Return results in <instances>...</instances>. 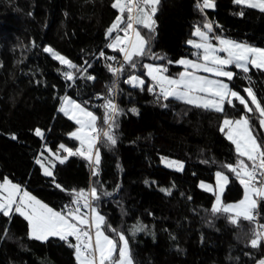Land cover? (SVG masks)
<instances>
[{
  "label": "trees",
  "instance_id": "trees-1",
  "mask_svg": "<svg viewBox=\"0 0 264 264\" xmlns=\"http://www.w3.org/2000/svg\"><path fill=\"white\" fill-rule=\"evenodd\" d=\"M111 3L0 0V182L7 177L58 211L69 204L72 189L96 187L100 195L96 206L108 224L127 234L134 264H257L264 258V241L257 248L249 244L256 222L241 218L233 225L226 215H213L214 195L198 187L201 181L213 184L215 172L222 170L229 177L222 202L242 198L239 180L221 168L229 161L235 163L237 154L219 126L225 116L236 119L244 113L243 105L235 101L225 105L224 112H216L173 97L157 99V93H150L147 87L123 81L137 73L150 84L143 70L147 61L163 64L168 69L165 75L177 77L182 67L169 60L195 59L191 55L195 50L186 41L192 38V26H202L205 19L213 23L218 35L264 48V13L258 10L233 0H214L215 6L201 13L194 6L196 0H159L151 52L163 59L145 56L137 72L125 66L120 74L115 97L120 113L113 129L117 143H99V174L93 175L89 161L75 155L63 164L56 162L52 169L64 191L55 187L52 177L42 175L36 159L44 149L56 153L60 144L73 149L79 146L68 135L76 124L58 112L61 96L81 103L98 117L97 126H104L101 105L114 77L99 51L117 58L107 63L122 58L105 47V31L117 14ZM240 12L244 15H237ZM137 28L148 35V29ZM44 45L78 66L87 61L91 65L87 74L94 79L76 73L73 81L65 80L61 72L66 66L45 53ZM234 73L228 81L234 90L245 96L244 88L251 87L264 102L262 71L251 68L247 74ZM133 108L135 113L130 111ZM246 115L253 123V133L264 136L259 114ZM36 128L41 129L42 137L35 135ZM58 154L67 156L62 150ZM161 157L181 162L183 170L163 167ZM162 188L170 191L162 192ZM137 221L146 231L132 236L129 229ZM257 222L264 224V200L258 199ZM106 234L118 239L110 231ZM69 240L76 243L71 237ZM74 251L57 237L30 239L23 217L15 212L10 217L0 213V264H77Z\"/></svg>",
  "mask_w": 264,
  "mask_h": 264
},
{
  "label": "snow or ice",
  "instance_id": "snow-or-ice-1",
  "mask_svg": "<svg viewBox=\"0 0 264 264\" xmlns=\"http://www.w3.org/2000/svg\"><path fill=\"white\" fill-rule=\"evenodd\" d=\"M158 3L159 0H112L111 8L115 9L117 14L105 31V47L118 52L122 60L119 66H114L107 62L116 61L117 58L106 56L103 50L99 51V57L105 59V66L114 77L111 86L107 88L108 96L101 105L104 110L103 127H98V117L75 99L67 95L59 98L58 112L63 113L77 125L68 135L78 141L79 146L73 149L60 144L56 153L46 148L51 164H46L40 158L36 159V163L40 165L46 177L53 178L55 187L61 191L65 189L56 183L54 172L51 170L55 167L56 160L63 164L68 156L79 155L89 162L95 157V164L99 165L101 162L99 143L105 145L117 143L113 129L115 117L120 113V109L114 102V95L117 81L124 72L125 65L135 69L145 56L149 59H163L151 52V40L156 23L153 17L157 12ZM233 3L258 9L264 13V0H233ZM194 6L203 13L205 9L213 8L215 4L214 0H196ZM125 13H127L126 20ZM237 15L243 16L244 13L240 12ZM137 26L148 29V35H143ZM213 27V23L208 19L204 20L202 26L195 24L192 26V38L186 43L195 50L191 54L195 59L181 57L175 61L169 60V63L184 68L177 77L165 75L168 69L163 64L144 63L143 68L146 70L144 75L150 78L152 83L145 84L141 76L136 74H129L123 82L133 87H147L150 93H155V89L159 88L157 99L168 100L169 97H173L189 105L216 112H224L225 105H232L234 100L243 105L244 113L236 119L225 116L219 126L226 139L235 146L237 154L235 163L229 161L222 164L221 168L227 169L239 180L243 187V197L236 202L221 203L220 192L228 183L229 177L224 171L218 170L215 172V200L211 204V212L213 215H226L233 225H237L241 218L256 222L249 244L252 248H257L262 246L264 241V224L257 222L258 199L264 200V136L257 137L253 133V123L246 113H258L259 126L264 129V102L257 99L251 87L244 88L247 100L255 106L254 109L251 108L239 91L234 90L229 83L220 78L233 80L235 73L229 69V66H234L244 73L249 72V66L264 72V48L218 35L213 32ZM120 32H123V35H120ZM113 33L116 35L113 36ZM43 51L50 54L53 60L66 66V70L61 72L65 80L73 81L76 73L81 77L86 76L88 80L94 79L92 75L87 74V69L91 67L87 61L83 66H78L49 45H44ZM201 71L211 74L216 79L196 74ZM87 103L84 101V104ZM130 111L135 113L136 109ZM35 135L42 137L41 129L36 128ZM12 138H16L14 134ZM59 150L67 153V156L58 154ZM161 162L177 170L183 168L181 162H168L165 157H161ZM92 174H97L95 167L92 168ZM199 186L206 191H213L212 186L203 181ZM161 191L168 193L170 190L162 188ZM104 195L109 193L105 192ZM99 200L98 189L94 186H89L87 190L72 189L69 204L58 211L37 199L29 191L22 190L21 185L12 183L7 177L0 182V213L10 217L15 211L23 217L27 221L30 239L44 241L48 237H59L60 240L68 243L69 247L75 249L77 264H134L127 234L122 229L107 223L105 216L100 214L96 206ZM109 231L118 239L106 234ZM140 231H146V228L137 221L131 226L128 234L135 236ZM70 237L76 241L75 244L71 243ZM257 264H264V258L258 260Z\"/></svg>",
  "mask_w": 264,
  "mask_h": 264
},
{
  "label": "rangeland",
  "instance_id": "rangeland-1",
  "mask_svg": "<svg viewBox=\"0 0 264 264\" xmlns=\"http://www.w3.org/2000/svg\"><path fill=\"white\" fill-rule=\"evenodd\" d=\"M240 6H243V7H246V6H244V5H240ZM248 8V7H247ZM252 9V8H251ZM255 10H258V9H255ZM259 11V10H258ZM120 35H123V33L122 34H120ZM213 42V41H212ZM213 43H215V42H213ZM50 55V54H49ZM51 56V55H50ZM59 62V61H58ZM144 63H150V64H154V62L152 63V62H144ZM178 65V64H177ZM180 67H182V71H184V68H183V66H181V65H179ZM251 68H253V67H251V66H249V71H250V69ZM131 70H133L134 72H137V67L135 68V69H132V68H130ZM229 69L230 70H232L233 72H234V70L235 71H239V72H241V73H243V74H247V73H244L242 70H240V69H236L234 66H229ZM254 69H256V68H254ZM143 70H144V72L146 71L144 68H143ZM264 73V72H263ZM197 75H200V76H207L208 78H210V79H216V77H214V76H212L211 74H209V73H205V72H197L196 73ZM136 75H138L137 73H136ZM147 77V76H146ZM175 78V77H174ZM150 79V78H149ZM220 79H224L225 80V82H227L228 83V81L226 80V78H220ZM151 81V80H150ZM151 83H152V81H151ZM245 97V99H246V102L249 104V106L251 107V108H253L254 109V105H252L251 104V101L250 100H247V93H246V95L244 96ZM236 100H234V102H235ZM236 102H239V101H236ZM62 115H64L63 113H61ZM66 117V116H65ZM67 118V117H66ZM68 119V118H67ZM70 121H72V120H70ZM73 123H75L74 121H72ZM76 127H77V125H76ZM78 144H79V142H78ZM234 146V145H233ZM234 149H235V146H234ZM236 152V151H235ZM43 154V155H42ZM42 154H40V159H42L46 164H51V161L48 159L49 158V152L48 151H46L45 149H44V153H42ZM246 159V158H245ZM167 161L168 162H170V161H174V160H171V159H168L167 158ZM56 162H59V160H56L55 161V163ZM94 162H95V159H94ZM161 163V165L163 166V167H165V168H168V169H170V170H174V171H177V172H181L182 170H183V168L181 169V170H177L175 167H168V166H166V164L165 163H162V162H160ZM39 165V164H38ZM39 167H40V165H39ZM53 169V168H52ZM51 169V170H52ZM41 172H42V170H41ZM42 175H44L43 174V172H42ZM45 176V175H44ZM204 183H206V182H204ZM206 184H209V185H211L212 186V189H213V191H206L205 189H203V188H201L200 186H198L200 189H202V190H204V191H206V192H209V193H212L213 195H214V192H215V186H216V178H215V182L213 183V184H211V183H206ZM199 185H200V183H199ZM226 185V184H225ZM225 185H224V188H223V191L225 190ZM22 190H24L23 188H21ZM223 191L222 192H220V196H221V203H223L222 202V194H223ZM243 197V196H242ZM214 200H215V195H214ZM224 204V203H223ZM13 212H15V211H13ZM49 238V237H48ZM57 238H59V237H57ZM117 255H118V252H117Z\"/></svg>",
  "mask_w": 264,
  "mask_h": 264
},
{
  "label": "built area",
  "instance_id": "built-area-1",
  "mask_svg": "<svg viewBox=\"0 0 264 264\" xmlns=\"http://www.w3.org/2000/svg\"><path fill=\"white\" fill-rule=\"evenodd\" d=\"M126 14V18H127V13H125ZM122 60V58L120 59V60H118L117 62H115L113 65L114 66H119V62ZM125 66H127V65H125ZM159 88H156V93L158 94L159 93ZM115 97H116V92H115V95H114V102H115ZM94 159H95V157H93V160L91 161V162H89L90 163V169H91V172H92V168L93 167H95L96 168V170H97V174H99V172H100V170H99V168H97V166L95 165V162H94Z\"/></svg>",
  "mask_w": 264,
  "mask_h": 264
},
{
  "label": "crops",
  "instance_id": "crops-1",
  "mask_svg": "<svg viewBox=\"0 0 264 264\" xmlns=\"http://www.w3.org/2000/svg\"><path fill=\"white\" fill-rule=\"evenodd\" d=\"M124 19H125V15H124ZM115 35H116V33H114ZM119 34H122V32L121 33H119Z\"/></svg>",
  "mask_w": 264,
  "mask_h": 264
}]
</instances>
